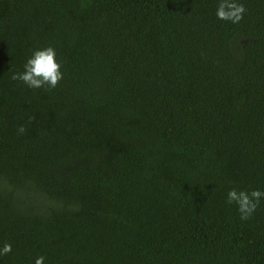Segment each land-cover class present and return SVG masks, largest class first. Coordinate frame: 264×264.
<instances>
[{
    "label": "trees",
    "instance_id": "16d2710c",
    "mask_svg": "<svg viewBox=\"0 0 264 264\" xmlns=\"http://www.w3.org/2000/svg\"><path fill=\"white\" fill-rule=\"evenodd\" d=\"M238 2L0 0V264H264V199L226 202L264 191V0ZM49 46L57 88L11 79Z\"/></svg>",
    "mask_w": 264,
    "mask_h": 264
},
{
    "label": "clouds",
    "instance_id": "9594fccd",
    "mask_svg": "<svg viewBox=\"0 0 264 264\" xmlns=\"http://www.w3.org/2000/svg\"><path fill=\"white\" fill-rule=\"evenodd\" d=\"M246 12V6L238 0H219L216 16L219 20L239 24L244 19ZM63 78L62 63L57 59L56 50L51 46L34 51L33 55L27 59L24 71L15 72L11 76L12 80L21 81L29 88H44L45 90L57 88ZM33 119L34 117H29V122ZM26 130V127L21 125L18 128V133L23 134ZM262 199H264V191L231 188L227 193L226 202L230 205H237L240 219L247 221L253 217ZM12 250V244L6 241L0 246V256L8 255ZM45 259L46 257L39 256L36 258L35 264H45Z\"/></svg>",
    "mask_w": 264,
    "mask_h": 264
},
{
    "label": "rangeland",
    "instance_id": "374dc122",
    "mask_svg": "<svg viewBox=\"0 0 264 264\" xmlns=\"http://www.w3.org/2000/svg\"><path fill=\"white\" fill-rule=\"evenodd\" d=\"M247 42V38L239 35L235 38L234 42L232 43L233 52L239 60L243 59L245 55Z\"/></svg>",
    "mask_w": 264,
    "mask_h": 264
}]
</instances>
